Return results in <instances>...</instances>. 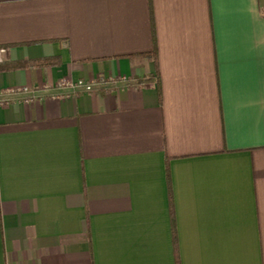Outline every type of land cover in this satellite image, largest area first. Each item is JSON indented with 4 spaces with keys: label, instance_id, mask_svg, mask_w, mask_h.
Masks as SVG:
<instances>
[{
    "label": "crops",
    "instance_id": "0c3cea01",
    "mask_svg": "<svg viewBox=\"0 0 264 264\" xmlns=\"http://www.w3.org/2000/svg\"><path fill=\"white\" fill-rule=\"evenodd\" d=\"M0 49V264H264V0H0Z\"/></svg>",
    "mask_w": 264,
    "mask_h": 264
},
{
    "label": "built area",
    "instance_id": "2783aa9c",
    "mask_svg": "<svg viewBox=\"0 0 264 264\" xmlns=\"http://www.w3.org/2000/svg\"><path fill=\"white\" fill-rule=\"evenodd\" d=\"M6 55V50L5 49H0V64L4 62V57ZM60 88L62 89H73V90H79V89H84L86 91H91L92 86L89 85L88 83L85 82H78V83H72V82H63L60 84ZM17 93H30V90L28 88H23L17 90Z\"/></svg>",
    "mask_w": 264,
    "mask_h": 264
},
{
    "label": "snow or ice",
    "instance_id": "6c2138e0",
    "mask_svg": "<svg viewBox=\"0 0 264 264\" xmlns=\"http://www.w3.org/2000/svg\"><path fill=\"white\" fill-rule=\"evenodd\" d=\"M223 2H228V0H223Z\"/></svg>",
    "mask_w": 264,
    "mask_h": 264
}]
</instances>
